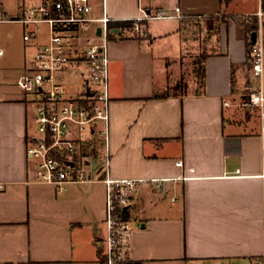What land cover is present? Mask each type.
<instances>
[{
    "label": "crops",
    "instance_id": "obj_1",
    "mask_svg": "<svg viewBox=\"0 0 264 264\" xmlns=\"http://www.w3.org/2000/svg\"><path fill=\"white\" fill-rule=\"evenodd\" d=\"M257 5L105 0L106 14L117 21L157 10L173 16L142 20L144 33L121 30L109 40L108 143L82 141L77 156L92 179L61 188L34 177L26 144L37 132L36 102L16 84L47 42L48 26L23 39L15 58L0 54L7 65H0V77L16 74L13 88L0 79V264H102L106 151L111 176L140 179L124 211L131 261L187 264L263 251L264 135L247 95L264 89V69L260 77L251 70L248 26L255 18L242 17ZM20 9V0H0L5 18ZM96 12H103L101 4ZM262 36L264 49V28ZM179 55L199 57V71L169 82ZM84 69L78 62L61 73L68 95L82 93Z\"/></svg>",
    "mask_w": 264,
    "mask_h": 264
},
{
    "label": "built area",
    "instance_id": "obj_2",
    "mask_svg": "<svg viewBox=\"0 0 264 264\" xmlns=\"http://www.w3.org/2000/svg\"><path fill=\"white\" fill-rule=\"evenodd\" d=\"M105 0H31L22 4L19 16L6 19L0 11V22L16 20L26 30L24 40L38 32V25L48 26L49 37L26 62L25 71L16 80L17 86L32 95L36 102L37 132L26 144L28 160L36 180L55 184L58 188L67 182L91 180L86 162L78 158V148L84 140L104 135L105 145L109 135V69L107 45L119 36L122 28L110 26L115 19L104 10ZM98 4L103 12L97 14ZM179 11V8H176ZM173 16L162 10L144 12L143 16L129 20L135 31L144 33L142 20ZM255 18V42L250 49L251 70L261 76L264 69L262 32L264 28V0H258L257 8L242 15ZM100 28V34L97 33ZM115 29H118L116 31ZM124 31V30H122ZM251 40V35H248ZM0 54L2 51L0 50ZM84 62L82 72L83 91L76 96L68 95L62 72L72 63ZM247 103L255 107L264 135V89L258 86L247 95ZM97 121L101 125L97 126ZM107 150V149H106ZM109 153L103 161L106 183V236L103 243L102 264H122L130 260L131 223L124 217L130 205L137 182L133 177H113L108 167ZM178 165L182 164L179 160ZM262 186V236L263 251L240 259L230 257H205L187 264H264V171Z\"/></svg>",
    "mask_w": 264,
    "mask_h": 264
},
{
    "label": "rangeland",
    "instance_id": "obj_3",
    "mask_svg": "<svg viewBox=\"0 0 264 264\" xmlns=\"http://www.w3.org/2000/svg\"><path fill=\"white\" fill-rule=\"evenodd\" d=\"M31 0H25L24 5L27 6L28 3H30ZM22 0H20V8L22 7ZM6 19H10V17H6ZM119 28H122L124 31L132 30V23H119ZM44 28L47 30L45 24L41 23L38 25V30ZM25 26L22 22L16 21V20H8V21H2L0 22V50L2 51V54L4 56H10L11 59L15 58L17 55H20L21 49L23 47V44L25 43L23 41V35L25 33ZM134 30V29H133ZM135 31V30H134ZM138 32V31H136ZM142 33V32H139ZM199 57L189 56V55H182L179 58L172 63V65L168 68L167 74H166V80L169 82H176L177 78H179L178 81H180L181 77L183 75H188L192 73V71L196 68V70L199 71ZM2 56L0 57V65H2ZM75 63L69 64L74 65ZM170 65V63H168ZM168 65V66H169ZM5 77V81L7 82L8 86L10 88H13L15 86V80H16V74L14 72H6L3 73V77H0V79ZM176 87V85H173ZM180 88V86L178 87ZM181 88H184V86H181ZM32 96V95H31ZM255 107L251 108V112L255 114ZM101 121H97V126L101 125ZM92 143L95 144L98 148H101L103 144L105 145L104 135L97 133L95 135V138L92 140ZM236 262L243 263L244 261L240 259H236Z\"/></svg>",
    "mask_w": 264,
    "mask_h": 264
},
{
    "label": "trees",
    "instance_id": "obj_4",
    "mask_svg": "<svg viewBox=\"0 0 264 264\" xmlns=\"http://www.w3.org/2000/svg\"><path fill=\"white\" fill-rule=\"evenodd\" d=\"M119 23H130V21L129 20H125V21H117V20H115V21L111 22L110 26H116V27H118V24ZM248 27L250 28V31L256 30V28H257L256 19L255 20H252V22L249 24ZM251 46H252V42L249 41V43H248V57H249L250 67L252 65L251 55H250ZM122 264H142V262L141 261H131V260H129V261H127L125 263H122Z\"/></svg>",
    "mask_w": 264,
    "mask_h": 264
},
{
    "label": "water",
    "instance_id": "obj_5",
    "mask_svg": "<svg viewBox=\"0 0 264 264\" xmlns=\"http://www.w3.org/2000/svg\"><path fill=\"white\" fill-rule=\"evenodd\" d=\"M101 29L100 28H97V33L98 34H100V31ZM116 31H118V29H115ZM255 37H256V32L255 31H253L252 33H251V39H252V42L254 43L255 42Z\"/></svg>",
    "mask_w": 264,
    "mask_h": 264
}]
</instances>
